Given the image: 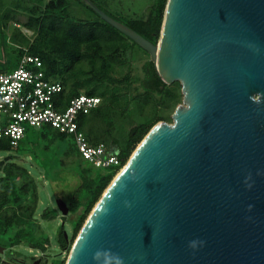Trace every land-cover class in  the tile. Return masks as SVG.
<instances>
[{
    "label": "water",
    "instance_id": "1",
    "mask_svg": "<svg viewBox=\"0 0 264 264\" xmlns=\"http://www.w3.org/2000/svg\"><path fill=\"white\" fill-rule=\"evenodd\" d=\"M83 1L183 102L113 179L66 264H264V0H168L157 45Z\"/></svg>",
    "mask_w": 264,
    "mask_h": 264
},
{
    "label": "trees",
    "instance_id": "2",
    "mask_svg": "<svg viewBox=\"0 0 264 264\" xmlns=\"http://www.w3.org/2000/svg\"><path fill=\"white\" fill-rule=\"evenodd\" d=\"M44 1L38 0L36 4L30 5L19 4L15 10H10L2 2L0 20L6 21V25L10 26L11 14L17 16L22 13L27 17V26L38 31L28 48L16 49L14 56L17 61L25 55L35 56L41 60L46 79L59 82L64 87L63 92L57 96L58 100L64 103L62 109L66 108L69 100L84 94L101 98L100 106L94 110L99 111L102 106L107 108L108 114L106 118L99 119L101 121L107 119L113 111L129 117L133 103L150 102L153 111L150 118L132 125L126 134L123 149L117 139L113 140L110 146L102 140L100 133H103L104 137L112 134L111 126L102 132L97 130V127L85 131L86 116L79 117V127L91 145H103L107 154H117L122 158L121 168L106 171L95 169L83 159L71 135L61 133L49 125L40 129L27 128L35 132L34 140H30L26 135L16 148L10 145L8 139H0V153L30 157L39 168L54 169L52 163L65 167L62 157L75 161L67 168L72 169L74 176L79 180V185L66 200L58 197V200H63L69 209L68 215H74L81 208L84 209L73 222L70 240L64 236V222L67 216L62 217L63 226L59 229L57 243L61 250H66L70 254L89 215L113 179L128 163L138 145L157 123L172 120L160 110L179 105L183 102V95L179 82L175 84L176 88L166 84L158 75L150 55L130 38L102 20L89 6L96 19L75 20L69 15L72 0ZM76 1L87 5L83 0ZM167 2L168 0H153L147 17L116 19L108 16L129 27L153 45H157ZM135 46L148 57L141 65L136 64ZM11 64L9 61L0 63V71H10L17 65L13 61ZM126 66L128 70L123 82L127 90L123 92L113 85L109 73L116 67ZM8 161L0 164V236L7 237L8 247L11 249L26 242L31 249L46 252L50 240L43 234L36 236L33 222L39 207V186L27 168ZM57 214L56 210L47 208L42 213V218L54 220ZM1 247L3 248V245ZM31 260L33 262L36 257ZM66 261L67 258L59 260L57 264H66ZM22 262L24 261L19 260L12 264H23Z\"/></svg>",
    "mask_w": 264,
    "mask_h": 264
},
{
    "label": "rangeland",
    "instance_id": "3",
    "mask_svg": "<svg viewBox=\"0 0 264 264\" xmlns=\"http://www.w3.org/2000/svg\"><path fill=\"white\" fill-rule=\"evenodd\" d=\"M49 0H45L47 2ZM95 6L100 10L105 12L116 19L123 18H136V17H147L150 13L153 0H90ZM4 2L10 10H15L19 4H36L38 0H0L1 4ZM2 10H0L1 13ZM10 16V26L6 25V21L0 20V63H6L7 61H13L17 64V59L14 56V51L16 49H27L30 42H32L38 31H34L32 28L27 26L26 15L19 13H12ZM69 15L75 20H94L96 15L94 12L88 8V5H84L79 1L72 0L71 6L69 8ZM16 16V17H15ZM134 54L137 55L136 64L141 65L148 57L140 50L138 47H134ZM15 66V65H14ZM13 66V67H14ZM128 67H116L114 70L110 71L109 76L112 79L114 86L120 88L121 91H126L127 86L123 82L125 73ZM177 82L171 84L172 88ZM180 103L179 105H181ZM179 105L174 107H169L160 110L165 116H170L172 118L176 109ZM131 114L129 117L121 116L118 111H113L112 114L105 120L101 121L99 119L106 118L108 114L107 108L102 106L101 110L94 111L93 113L86 115L84 117V129L96 128L99 131H104L111 126L113 133L107 136L101 137L107 146H110L113 140L117 139L120 143L121 149H123L126 134H128L132 125L141 123L153 114L151 103L138 104L133 103L130 107ZM159 112V113H160ZM101 115V116H100ZM99 120V121H98ZM173 120L167 121L171 124ZM27 136L30 140H34L35 132L32 129L27 130ZM120 151V148L118 149ZM65 167H59V164L52 163L55 166L54 169H44L39 168L31 159L27 156H18L14 153H0V164L8 162H13L19 166L27 168L31 174L35 183L39 186V207L33 218L35 234L45 235L49 238L50 243L46 252H39L38 250L31 249L26 242H23L20 246H16L13 249L8 247V239L5 236H0V244L3 245L2 250L0 249V264H10L9 261H19L22 260L26 264H31V258H43L46 260L45 264H57L59 260L68 258L69 252L66 250H61L57 243V235L61 226H63V214L59 210L58 197L66 200L67 197L72 194V192L78 187L79 180L74 176L72 169L67 168L75 163L74 160L65 159ZM58 166V168L56 167ZM90 168L89 165H87ZM57 168V169H56ZM123 169V168H122ZM117 176V175H116ZM29 200V198L27 199ZM50 208L57 211V216L54 220H44L42 218V213L45 209ZM81 208L76 214H67V218L64 222L65 232L70 240L72 235L73 222L78 216L83 212ZM65 216V217H66Z\"/></svg>",
    "mask_w": 264,
    "mask_h": 264
},
{
    "label": "built area",
    "instance_id": "4",
    "mask_svg": "<svg viewBox=\"0 0 264 264\" xmlns=\"http://www.w3.org/2000/svg\"><path fill=\"white\" fill-rule=\"evenodd\" d=\"M64 90L61 83L47 80L38 57L25 55L15 68L0 71V139L6 138L14 148L26 137L27 128L49 125L69 134L83 159L97 170L121 168L122 158L107 154L103 145H91L79 127V117L96 110L102 100L84 94L64 103L57 96Z\"/></svg>",
    "mask_w": 264,
    "mask_h": 264
},
{
    "label": "flooded vegetation",
    "instance_id": "5",
    "mask_svg": "<svg viewBox=\"0 0 264 264\" xmlns=\"http://www.w3.org/2000/svg\"><path fill=\"white\" fill-rule=\"evenodd\" d=\"M13 262H15V261H13V260L9 261L10 264H12ZM45 262H46V260L39 257V258H36V260H34L31 264H45ZM22 263L26 264L24 262H22Z\"/></svg>",
    "mask_w": 264,
    "mask_h": 264
},
{
    "label": "crops",
    "instance_id": "6",
    "mask_svg": "<svg viewBox=\"0 0 264 264\" xmlns=\"http://www.w3.org/2000/svg\"><path fill=\"white\" fill-rule=\"evenodd\" d=\"M3 264H5V263H3Z\"/></svg>",
    "mask_w": 264,
    "mask_h": 264
}]
</instances>
